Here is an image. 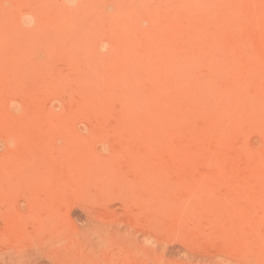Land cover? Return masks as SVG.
I'll return each instance as SVG.
<instances>
[{"label":"rangeland","instance_id":"rangeland-1","mask_svg":"<svg viewBox=\"0 0 264 264\" xmlns=\"http://www.w3.org/2000/svg\"><path fill=\"white\" fill-rule=\"evenodd\" d=\"M263 71L264 0H0V264H264Z\"/></svg>","mask_w":264,"mask_h":264},{"label":"bare ground","instance_id":"bare-ground-1","mask_svg":"<svg viewBox=\"0 0 264 264\" xmlns=\"http://www.w3.org/2000/svg\"><path fill=\"white\" fill-rule=\"evenodd\" d=\"M251 63H252V62H251ZM252 65H253V64H252ZM263 72H264V71H263ZM263 72H262V73H263ZM259 73H260V71H259ZM258 81H259V80H258ZM261 84H262V82H261ZM261 84H260V85H261ZM261 87H262V86H261ZM263 89H264V88H263ZM237 97H239V96H237ZM183 98H184V97H183ZM185 98H186V97H185ZM235 98H236V97H235ZM233 99H234V98H233ZM233 99H232V100H233ZM237 99H238V98H237ZM239 99H240V98H239ZM237 101H238V100H237ZM239 102H240V101H239ZM231 103H232V102H231ZM234 103H235V102H234ZM240 103H241V102H240ZM240 103H239V104H240ZM236 104H237V102H236ZM239 106H242V105L240 104ZM239 106H238V107H239ZM243 108H244V105H243ZM263 109H264V108H263ZM263 109H262V110H263ZM251 111H253V110H251ZM244 113H245V112H244ZM261 113H262V112H261ZM262 115H263V113H262ZM182 116H183V115H182ZM263 117H264V116H263ZM260 124H261V123H260ZM261 126H264V125H261ZM261 129H263V127H262ZM263 133H264V131H263Z\"/></svg>","mask_w":264,"mask_h":264}]
</instances>
